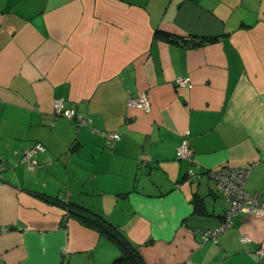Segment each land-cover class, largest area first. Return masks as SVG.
Returning <instances> with one entry per match:
<instances>
[{
	"label": "crops",
	"instance_id": "0c3cea01",
	"mask_svg": "<svg viewBox=\"0 0 264 264\" xmlns=\"http://www.w3.org/2000/svg\"><path fill=\"white\" fill-rule=\"evenodd\" d=\"M139 92L150 111L127 105ZM55 99L89 122L56 116ZM185 139L201 168L249 167L264 201V0H0V264L119 254L40 192L100 212L143 264H264V214L193 232L228 204L205 174L185 179Z\"/></svg>",
	"mask_w": 264,
	"mask_h": 264
},
{
	"label": "built area",
	"instance_id": "2783aa9c",
	"mask_svg": "<svg viewBox=\"0 0 264 264\" xmlns=\"http://www.w3.org/2000/svg\"><path fill=\"white\" fill-rule=\"evenodd\" d=\"M175 82L178 85H191L190 79L187 76H177ZM127 105L131 107H140L146 112L150 111V102L146 92H139L136 96L129 95L127 98ZM53 107L56 116H64L71 119L77 127L87 124L90 120L89 117L76 113L71 108L65 106L62 99H55ZM119 138V132H107L105 147L111 148ZM38 150H45L41 142H36L32 150H26L23 153L22 159L30 168H32L35 163V161L31 159V155L34 151ZM175 157L188 161L185 171L186 180L193 182L199 180L205 174L209 178L211 186L224 195L228 204L220 224L215 229H193V232L199 234L202 241L216 240L219 233L227 230L232 225L231 218L235 214L240 212L252 213L255 215L264 214V201L259 200V194L257 192H250L245 187L249 167L221 165L213 169L201 168L194 161L193 150L186 139L177 147ZM64 214L66 215V211H64ZM246 240H248L247 236L241 237L242 242ZM258 252L260 255L264 254V250L262 249H259Z\"/></svg>",
	"mask_w": 264,
	"mask_h": 264
},
{
	"label": "trees",
	"instance_id": "16d2710c",
	"mask_svg": "<svg viewBox=\"0 0 264 264\" xmlns=\"http://www.w3.org/2000/svg\"><path fill=\"white\" fill-rule=\"evenodd\" d=\"M37 196L63 208L66 211L65 219L71 215L77 218L82 224L108 236L117 245L119 250V254L113 260V264H143L137 247L119 228L110 223L100 212L92 211L82 205L72 203L70 200H63L41 192Z\"/></svg>",
	"mask_w": 264,
	"mask_h": 264
},
{
	"label": "rangeland",
	"instance_id": "374dc122",
	"mask_svg": "<svg viewBox=\"0 0 264 264\" xmlns=\"http://www.w3.org/2000/svg\"><path fill=\"white\" fill-rule=\"evenodd\" d=\"M119 252V251H118Z\"/></svg>",
	"mask_w": 264,
	"mask_h": 264
}]
</instances>
